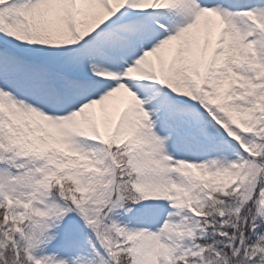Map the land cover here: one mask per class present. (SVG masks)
<instances>
[{
	"label": "snow or ice",
	"instance_id": "6c2138e0",
	"mask_svg": "<svg viewBox=\"0 0 264 264\" xmlns=\"http://www.w3.org/2000/svg\"><path fill=\"white\" fill-rule=\"evenodd\" d=\"M0 264H264V0H0Z\"/></svg>",
	"mask_w": 264,
	"mask_h": 264
}]
</instances>
